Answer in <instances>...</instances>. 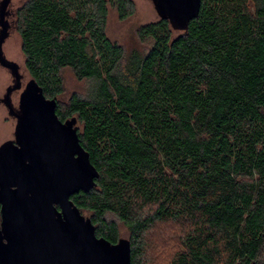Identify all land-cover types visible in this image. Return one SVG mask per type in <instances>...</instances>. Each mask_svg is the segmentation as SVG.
I'll list each match as a JSON object with an SVG mask.
<instances>
[{
    "label": "trees",
    "instance_id": "obj_1",
    "mask_svg": "<svg viewBox=\"0 0 264 264\" xmlns=\"http://www.w3.org/2000/svg\"><path fill=\"white\" fill-rule=\"evenodd\" d=\"M132 0H25L16 9L24 66L99 172L71 197L96 235L128 230L132 264L147 236L179 231L166 264H264V0H201L186 31L139 27L143 53L107 33ZM92 85L65 101L62 72ZM151 262V261H150ZM152 264V263H151Z\"/></svg>",
    "mask_w": 264,
    "mask_h": 264
},
{
    "label": "water",
    "instance_id": "obj_2",
    "mask_svg": "<svg viewBox=\"0 0 264 264\" xmlns=\"http://www.w3.org/2000/svg\"><path fill=\"white\" fill-rule=\"evenodd\" d=\"M151 1L159 19L177 31H186L201 8V0ZM10 3L0 0V65L14 78L3 103L16 127L14 140L0 146V264H132L130 240L113 244L99 238L71 200L92 190L99 178L80 143L76 119L61 121L56 99H48L34 79L25 85L18 108L12 103L23 75L3 50Z\"/></svg>",
    "mask_w": 264,
    "mask_h": 264
},
{
    "label": "rangeland",
    "instance_id": "obj_3",
    "mask_svg": "<svg viewBox=\"0 0 264 264\" xmlns=\"http://www.w3.org/2000/svg\"><path fill=\"white\" fill-rule=\"evenodd\" d=\"M25 0H11L9 6V16L7 17L11 27L10 35L3 45V50L6 58L9 61L15 62L20 67V73L23 75L22 88L16 90L11 95V100L14 107L18 108L20 95L31 79L24 66V56L21 51V40L16 31V9ZM134 2V14L126 20H120L115 9H110L107 33L108 36L115 42L121 44L127 52L134 49L145 53L150 43H142L137 35L140 26L159 20L158 14L154 9L151 0H132ZM65 94L61 99L66 101L71 94L78 93L85 96L92 82L84 80L78 81L73 72L66 69L62 72ZM14 78L9 72L0 65V146L9 140H14V132L16 127V119L11 117L6 106L1 103L7 93V89L14 84ZM86 218L89 216L83 213ZM120 237L128 239V230L123 226L120 227ZM149 243L148 260L151 264H166L172 257L175 251L181 249L179 240V231L172 226H158L150 231L147 236ZM151 261V262H150Z\"/></svg>",
    "mask_w": 264,
    "mask_h": 264
},
{
    "label": "flooded vegetation",
    "instance_id": "obj_4",
    "mask_svg": "<svg viewBox=\"0 0 264 264\" xmlns=\"http://www.w3.org/2000/svg\"><path fill=\"white\" fill-rule=\"evenodd\" d=\"M1 103H3V99H1ZM4 104V103H3ZM7 108V107H6ZM16 108V107H15ZM58 208V210H60V208L59 207H57ZM0 226H1V205H0Z\"/></svg>",
    "mask_w": 264,
    "mask_h": 264
}]
</instances>
